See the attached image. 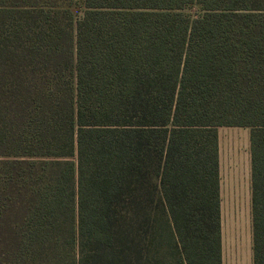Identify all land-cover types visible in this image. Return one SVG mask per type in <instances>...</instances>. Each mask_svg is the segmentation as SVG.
Returning a JSON list of instances; mask_svg holds the SVG:
<instances>
[{"label": "trees", "instance_id": "16d2710c", "mask_svg": "<svg viewBox=\"0 0 264 264\" xmlns=\"http://www.w3.org/2000/svg\"><path fill=\"white\" fill-rule=\"evenodd\" d=\"M221 127L264 264V0H0V159L76 160L75 264H223Z\"/></svg>", "mask_w": 264, "mask_h": 264}, {"label": "rangeland", "instance_id": "374dc122", "mask_svg": "<svg viewBox=\"0 0 264 264\" xmlns=\"http://www.w3.org/2000/svg\"><path fill=\"white\" fill-rule=\"evenodd\" d=\"M83 11L77 1L78 16ZM218 134L223 264H254L251 130L221 127ZM62 189L76 192L75 159H0V264L76 263V204L54 211L45 205Z\"/></svg>", "mask_w": 264, "mask_h": 264}]
</instances>
